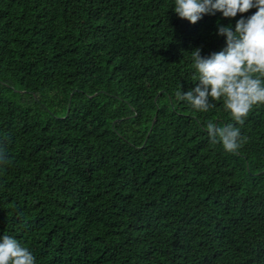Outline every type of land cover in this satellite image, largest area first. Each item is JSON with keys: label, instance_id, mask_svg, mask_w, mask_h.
Wrapping results in <instances>:
<instances>
[{"label": "trees", "instance_id": "16d2710c", "mask_svg": "<svg viewBox=\"0 0 264 264\" xmlns=\"http://www.w3.org/2000/svg\"><path fill=\"white\" fill-rule=\"evenodd\" d=\"M173 7L0 0V237L36 264H264V105L228 154L206 131L223 103L175 98L241 16Z\"/></svg>", "mask_w": 264, "mask_h": 264}, {"label": "clouds", "instance_id": "9594fccd", "mask_svg": "<svg viewBox=\"0 0 264 264\" xmlns=\"http://www.w3.org/2000/svg\"><path fill=\"white\" fill-rule=\"evenodd\" d=\"M252 9L254 14L245 18ZM172 10L192 25L206 15L241 16L234 29L218 25L217 35L226 38L221 51L204 56L197 48L190 53L197 83L187 92L181 86L175 92L177 101L199 113H208L216 106L214 102H222L233 122L217 126L209 120L206 131L211 144L237 154L245 142L238 125H244L254 107L264 105V0H174ZM6 163L0 151V165ZM0 264H36V257L16 238L4 234L0 237Z\"/></svg>", "mask_w": 264, "mask_h": 264}, {"label": "bare ground", "instance_id": "6f19581e", "mask_svg": "<svg viewBox=\"0 0 264 264\" xmlns=\"http://www.w3.org/2000/svg\"><path fill=\"white\" fill-rule=\"evenodd\" d=\"M76 24V23H75Z\"/></svg>", "mask_w": 264, "mask_h": 264}]
</instances>
